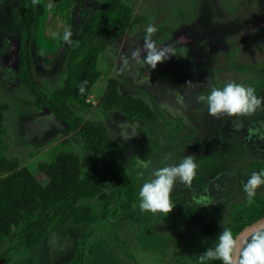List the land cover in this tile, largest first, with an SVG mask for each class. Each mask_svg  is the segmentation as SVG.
<instances>
[{"label":"rangeland","instance_id":"rangeland-1","mask_svg":"<svg viewBox=\"0 0 264 264\" xmlns=\"http://www.w3.org/2000/svg\"><path fill=\"white\" fill-rule=\"evenodd\" d=\"M13 1L0 0V10L9 15L0 13V100L9 105L4 113V131L0 141L5 155L19 158L44 183L46 179L36 170L38 161L52 159L61 151L82 154L83 147L75 132L51 109L35 105L32 94L19 79L16 72L19 44L21 41L25 45L27 43L26 39L20 40L19 35V0L16 4ZM123 1L131 7L133 15L144 18L133 24L128 32L134 30L145 34L149 25H154L158 33L168 32L170 28L189 29L191 26L194 29L192 21L200 27L204 19L208 22L209 31L217 26L227 33H234L232 38L224 37L227 38L225 41L232 42L228 49L215 55L217 73H213L214 81L209 82V86L222 88L229 82H236L252 87L257 95L264 96V0ZM106 4V0L37 1V24L41 23L44 30H37L39 37L37 34V39L28 43V49L43 93H50L61 85L65 76L70 44L61 39L64 31L70 30L73 40L86 15L104 8ZM53 33L58 35L53 36ZM109 39L97 62L101 75L91 86L90 91L93 92L87 98L92 101V106L86 109L74 106L75 115L82 121H102L113 136L124 139L129 147L120 162L133 169L138 191L142 183L151 178L154 169L179 164L186 155H194L197 169L190 185L177 181L171 194L176 205L170 213L158 212V221H151L157 213L141 211L138 204L132 209L140 221L102 222L87 240L81 264H101L100 261L107 256L112 257L115 264H199L198 257L203 252L198 245L204 243L206 226L211 224L215 231L211 234L219 233L228 220L231 205L247 195L242 185L254 171L246 169L245 164L252 159L264 160V107L251 114L231 117L214 116L206 111L201 116L187 112L179 118L173 115L174 111L158 108L163 112L162 118L155 123L138 120L133 123L138 127L137 134L130 138L126 134L123 138L120 130L127 129L123 124L125 117H119V113L112 110L104 111L99 106L106 80L113 77L115 71L116 62L111 55L113 52L119 56L122 53L120 42L116 43L114 37ZM166 39L163 37L161 41ZM35 40L43 47L38 46ZM23 53V56L27 55L25 51ZM194 61L188 67L191 70L195 69ZM243 65L245 69L241 68ZM177 66L171 64L161 68L165 75H169L178 73ZM127 86L123 90L133 89L131 83L127 82ZM144 99L156 110L155 103ZM211 186L213 190L220 188L217 194L223 200L219 203L212 200L210 204L209 199L197 194L204 187ZM256 194L264 196V186L258 188ZM103 199L101 196L89 202L100 206ZM123 215L125 213L117 205L111 218ZM53 226L47 254L51 253L53 261L57 262L70 257L74 248L71 234L75 235V231L68 222L60 219ZM7 243L3 242L0 248ZM40 252L46 256L42 249ZM29 255L30 251H17L7 264H23Z\"/></svg>","mask_w":264,"mask_h":264},{"label":"trees","instance_id":"trees-1","mask_svg":"<svg viewBox=\"0 0 264 264\" xmlns=\"http://www.w3.org/2000/svg\"><path fill=\"white\" fill-rule=\"evenodd\" d=\"M37 1L20 0V40L26 39L27 46L23 41L19 44L20 58L16 72L22 85L32 94L35 105L51 109L75 132L83 150L82 154L61 151L52 159L38 161L36 170L46 179L42 183L19 158L5 155L0 141V246L8 242L0 248V261L7 264L17 251L27 250L31 255L23 264H81L84 246L102 222L116 224L123 220H141L132 209L133 205L139 204L136 174L120 162L128 144L123 142L124 139L113 136L102 121H82L75 115L73 107L86 109L92 106V101L87 98L93 92L90 91L91 86L101 75L97 62L108 39L121 36L131 25L144 18L133 15L131 7L123 0H107L105 8L90 12L68 47L61 85L50 93H43L34 76V62L28 49V43L37 39V30H44L41 23L37 24ZM24 51L26 56H23ZM85 81V91L81 93L79 88ZM118 83L115 77L106 80L99 102L104 111L121 113L126 118L123 124L127 127L138 120L155 123L164 116L161 110L152 109L141 98L120 92ZM8 108V103L0 100V136L4 131V113ZM120 133L123 138L127 134L126 130H120ZM245 168L259 172L264 169V160L252 159L245 164ZM202 190L197 194L209 199L210 204L212 200L217 203L223 200L217 194L220 193L219 187L217 190H213V186ZM101 196L104 199L100 206L89 202ZM117 205L125 215L112 219ZM228 214V220L219 233L223 228H229L235 236L243 226L264 215V196L256 194L249 201L246 195L243 200L231 205ZM157 216L160 217L159 213L151 221H158ZM57 219L68 222L75 235L71 234L74 248L70 257L55 262L54 256L51 253L48 255L47 251ZM214 232L209 223L204 243L198 245L202 252L218 242L219 233L213 235ZM41 249L46 256L40 252ZM100 262L115 264L108 256ZM206 264H222V261H206Z\"/></svg>","mask_w":264,"mask_h":264},{"label":"flooded vegetation","instance_id":"flooded-vegetation-1","mask_svg":"<svg viewBox=\"0 0 264 264\" xmlns=\"http://www.w3.org/2000/svg\"><path fill=\"white\" fill-rule=\"evenodd\" d=\"M207 23L202 19L200 27L198 23L192 21L194 29L191 26L189 29L179 28L176 30L170 28L168 32L159 33L157 29L152 33L151 39L158 47L167 49L166 55L168 56L167 59L158 62L155 68H152L142 59L146 55L143 45L147 33L139 34L134 30L128 32V29L132 27L131 25L121 36L114 37L116 43L120 42L119 48L122 50L120 56L115 52L111 55L113 61L116 62L115 71L112 75L119 82L118 90L121 92L124 87H128L127 82H129L133 85V89L130 91L123 90V93L141 98L145 102L147 101L144 98H147L163 111L166 109L174 111L173 115H176L177 118L187 112L197 113L193 115L199 114L201 116L207 111L206 97L211 89L209 82L214 81L213 73L216 63H218L215 55L218 51H226L231 45L232 42L225 41L227 39L224 38L225 36H230V38L235 36L234 33H227L217 26L215 30L209 31L210 28L208 29ZM163 37L167 39L161 41ZM108 40L110 42V39ZM137 49H141L139 57L133 56V52ZM177 52H180L178 56ZM194 59L195 69L191 70L188 67ZM171 64L178 65L176 67L178 73L165 75V71L161 67H168ZM186 64H188L187 67ZM182 69L183 71H181ZM180 72L183 73L180 74ZM201 96L205 97V100H199L198 97ZM155 98L158 99L157 102H155ZM119 115V117L123 116L121 113ZM124 126L128 128L126 125ZM129 130L131 131L130 128Z\"/></svg>","mask_w":264,"mask_h":264},{"label":"clouds","instance_id":"clouds-1","mask_svg":"<svg viewBox=\"0 0 264 264\" xmlns=\"http://www.w3.org/2000/svg\"><path fill=\"white\" fill-rule=\"evenodd\" d=\"M155 31L154 25L147 27V35L144 37L143 45L146 55L142 59L152 68H155L158 62L168 58L167 49L158 47L151 39V34ZM57 35L58 33H53V36ZM71 37L72 32L66 29L61 39L71 44L73 43ZM140 52L141 49H137L133 52V56L139 57ZM34 76L36 78L35 73ZM37 82L39 84V81ZM86 83L85 81L81 84L79 88L81 93H84ZM198 99L205 100V97L201 96ZM206 102L207 111L210 115L231 117L251 114L258 108L264 107V96L257 95L252 87L229 82L222 88L211 87ZM129 128L131 131H128ZM126 132L127 138H130L137 134V129L130 125ZM196 169L197 164L194 155H186L179 164L154 169L151 178L144 181L139 188V208L141 211L154 214L158 212L170 213L176 205L171 198L174 185L177 181L190 185L196 174ZM242 186L249 201H251L256 195L257 189L264 186V169L259 172H252ZM212 260H220L222 264H264V228L252 232L250 238H245L244 241H240L237 236H234L231 229L223 228L215 246L207 248L198 257L199 264H206V261Z\"/></svg>","mask_w":264,"mask_h":264},{"label":"water","instance_id":"water-1","mask_svg":"<svg viewBox=\"0 0 264 264\" xmlns=\"http://www.w3.org/2000/svg\"><path fill=\"white\" fill-rule=\"evenodd\" d=\"M259 228H264V215L243 226V228L238 233H236L235 236H237L240 241H244L245 238H250L251 233Z\"/></svg>","mask_w":264,"mask_h":264},{"label":"crops","instance_id":"crops-1","mask_svg":"<svg viewBox=\"0 0 264 264\" xmlns=\"http://www.w3.org/2000/svg\"><path fill=\"white\" fill-rule=\"evenodd\" d=\"M14 2V1H13ZM13 2H12V4H13ZM15 4L17 3V1L15 0V2H14ZM106 7V6H105ZM104 7V8H105ZM100 9H103V8H100ZM92 11H94V10H92ZM91 11V12H92ZM0 13H3L4 15H8L6 12H4V10H0ZM20 15V14H19ZM9 16V15H8ZM19 35H20V28H19ZM31 55V54H30Z\"/></svg>","mask_w":264,"mask_h":264}]
</instances>
